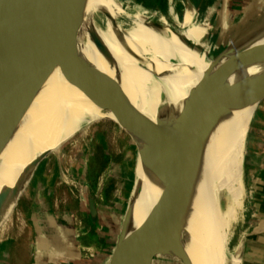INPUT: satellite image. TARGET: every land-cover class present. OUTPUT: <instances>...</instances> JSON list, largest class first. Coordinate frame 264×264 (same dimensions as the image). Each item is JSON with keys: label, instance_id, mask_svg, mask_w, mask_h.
Returning <instances> with one entry per match:
<instances>
[{"label": "bare ground", "instance_id": "1", "mask_svg": "<svg viewBox=\"0 0 264 264\" xmlns=\"http://www.w3.org/2000/svg\"><path fill=\"white\" fill-rule=\"evenodd\" d=\"M256 2L250 1L249 10ZM59 7L66 9L65 16L44 44L15 70L0 94V144L5 156L0 188L10 184L36 152L55 149L64 132L98 119L107 108L119 107L133 114L129 108L132 103L142 112L153 113L187 75L188 80H194L196 73L207 66L186 47L188 40H197L200 31L190 27L184 33H175L172 21L176 18L171 12L157 20L169 32V37L163 38L143 25L141 19L125 18L114 0H61ZM183 7L192 11L191 3ZM95 12L103 16V27L89 24L84 41L76 42L75 32ZM189 19L187 14L186 21ZM62 51L67 53L66 59H61ZM146 54L162 69L189 64L196 70L152 77L140 67L141 57ZM80 66L98 70L84 69L80 73L76 71ZM173 93L174 98L178 97L176 90ZM251 115L232 123L195 169L190 189L196 194H187L190 216L182 242L193 264H239V245L249 214L244 155ZM136 176H141L137 161ZM21 179L0 195V215L16 197Z\"/></svg>", "mask_w": 264, "mask_h": 264}, {"label": "water", "instance_id": "2", "mask_svg": "<svg viewBox=\"0 0 264 264\" xmlns=\"http://www.w3.org/2000/svg\"><path fill=\"white\" fill-rule=\"evenodd\" d=\"M201 1L190 0L194 12ZM60 2L0 0V94L15 70L44 44L65 16ZM187 14L182 13L183 27ZM148 20L142 22L155 34L169 37L163 25ZM143 60L141 57V66ZM196 74L194 80H188L187 75L153 113L130 104L141 126L136 156L141 176L135 177L109 264H152L156 253L193 264L180 240L181 222L190 210V183L211 144L228 133L240 117L252 114L264 98V14ZM114 110L122 111L119 107ZM48 152H36L11 183L0 188V195L30 175ZM88 208L95 217L91 197Z\"/></svg>", "mask_w": 264, "mask_h": 264}, {"label": "crops", "instance_id": "3", "mask_svg": "<svg viewBox=\"0 0 264 264\" xmlns=\"http://www.w3.org/2000/svg\"><path fill=\"white\" fill-rule=\"evenodd\" d=\"M250 1L252 0H238L235 3L233 0H202L196 12L193 8L189 12L183 6L191 3L190 0H118L123 16L129 20H158L165 13L171 12L176 18L172 21L175 33H184L190 27L198 29L201 34L195 41L188 40L186 47L202 64H208L264 14L263 7L260 8L262 1L258 0L249 10ZM183 12L190 15L184 27L181 26ZM143 58L144 63L140 67L156 78L173 76L183 70H196V67L189 64H172L162 69L147 54ZM159 97L162 101L164 94L161 93ZM46 157L47 155L43 156L35 164L29 175L27 189L23 190L24 194L28 193L27 196L34 197L36 205L33 209L41 211L29 223L33 227V233L28 241L29 256L26 264H109L114 246L108 254V250L98 246L97 239L92 236L94 228L100 224L102 205L94 200L96 214L91 217L89 197H85L81 189L76 190V193L71 189H64L65 199L60 201L57 196H52V192L57 193L56 189L49 188L53 175L49 172L50 163ZM244 158L250 196L241 264H264V98L251 115L245 138ZM60 178L65 183L64 174ZM76 181L77 179L71 178L69 186L78 185ZM48 211H52L51 214ZM10 258L7 250L0 248V264L9 262Z\"/></svg>", "mask_w": 264, "mask_h": 264}, {"label": "rangeland", "instance_id": "4", "mask_svg": "<svg viewBox=\"0 0 264 264\" xmlns=\"http://www.w3.org/2000/svg\"><path fill=\"white\" fill-rule=\"evenodd\" d=\"M114 1L120 6L118 0ZM233 1L238 2V0ZM259 1H262L260 8L263 7L264 9V0ZM240 4L238 3V5ZM148 21L154 22L157 20L149 19ZM103 22V16L99 12H95L90 20L83 23L75 32L76 42L82 43L84 41L85 30L89 24L102 28ZM143 25L146 24L143 23ZM60 56L61 59H66L67 53L62 51ZM84 69L83 66H80L76 71L82 73ZM91 69L98 70L91 66V68H86L85 71ZM140 138L141 126L133 114L105 109L98 119L81 124L73 132H64L55 149L49 150L46 154V159L50 163L49 172L53 175L52 185L49 188L56 189L57 193L56 195L52 192V196H57L60 201L65 199L64 189H71L74 193H76V190L81 189L85 197H91L97 201L98 205H102L99 213L100 224L94 228L92 236L97 239L98 246L101 245L103 249L108 250V254H110L111 247L116 242L127 199L135 180L136 156ZM2 151L3 145L0 144V169L5 158ZM63 174L66 177L65 183L60 178ZM26 176L21 179L23 185L20 192L6 211L0 215V248H5L9 256L11 255L10 261L8 260L9 262H5V264L27 263L29 256L28 241L33 233V227H30L29 223L35 220L38 212H41L33 209V206L36 205L34 197L32 195L29 197L27 196L28 193L24 194L23 192L28 185L29 175ZM70 178L77 179L78 185L69 186ZM87 180L90 182L88 183ZM244 183L249 198L250 189L245 166ZM66 185L69 187H65ZM38 186L40 187V185ZM49 188L45 189L49 190ZM193 190L191 188L188 192L190 197L196 194V192L193 193ZM36 198L38 199V196ZM48 212L51 214L52 211ZM188 214L189 217L190 210ZM186 221L187 219L181 222L180 240L182 242L186 237ZM247 221L248 218L244 223V227H247ZM245 234L246 232H244L239 245V264H241ZM152 264H182V262L176 258L156 253Z\"/></svg>", "mask_w": 264, "mask_h": 264}]
</instances>
